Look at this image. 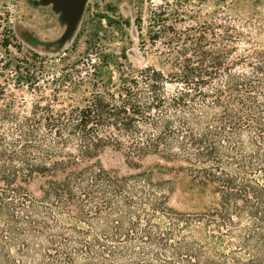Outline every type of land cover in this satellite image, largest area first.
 <instances>
[{"label": "trees", "instance_id": "16d2710c", "mask_svg": "<svg viewBox=\"0 0 264 264\" xmlns=\"http://www.w3.org/2000/svg\"><path fill=\"white\" fill-rule=\"evenodd\" d=\"M222 15L182 29L156 18L159 68L118 85L110 73L66 81L94 80L77 106L47 95L57 79L46 58L3 45L0 264H264L263 19L239 27ZM106 149L133 172L92 163ZM151 157L211 204L174 210L165 182L140 171Z\"/></svg>", "mask_w": 264, "mask_h": 264}, {"label": "rangeland", "instance_id": "374dc122", "mask_svg": "<svg viewBox=\"0 0 264 264\" xmlns=\"http://www.w3.org/2000/svg\"><path fill=\"white\" fill-rule=\"evenodd\" d=\"M223 13L239 27L258 24L256 20L262 17L264 27V0H85L78 20L70 27L38 0H0V59L8 55L3 49L6 43L21 45L22 54L9 48L15 57L29 56L30 52L46 58L50 62L49 81L57 79L48 86L47 95L55 90L60 103L82 105L81 99L92 91L94 80L84 85L66 81L106 78L110 73L118 85L120 79L128 80L146 67L159 68L165 38L154 41L156 18L182 29L204 22L219 25ZM259 38L264 41V33ZM0 85H4L1 76ZM8 90L23 95L28 106L33 101L25 89L16 91L9 86ZM94 162L118 175L133 172L123 153L111 149L104 150ZM158 163L167 169L157 170ZM140 164V171H152L155 180L165 182L174 210L198 213L211 204L210 193L193 185L185 173L171 170L174 165L153 157ZM41 184L43 181L37 180L29 189L37 194Z\"/></svg>", "mask_w": 264, "mask_h": 264}, {"label": "flooded vegetation", "instance_id": "af4514ba", "mask_svg": "<svg viewBox=\"0 0 264 264\" xmlns=\"http://www.w3.org/2000/svg\"><path fill=\"white\" fill-rule=\"evenodd\" d=\"M83 0H38L43 7H49L58 13L60 19L70 27L76 18ZM84 5L82 6L83 9Z\"/></svg>", "mask_w": 264, "mask_h": 264}, {"label": "water", "instance_id": "95a60500", "mask_svg": "<svg viewBox=\"0 0 264 264\" xmlns=\"http://www.w3.org/2000/svg\"><path fill=\"white\" fill-rule=\"evenodd\" d=\"M84 2H85V0L82 1L81 8L79 9V12L77 13L76 18H75L73 24L78 20L80 14H81L82 6L84 5Z\"/></svg>", "mask_w": 264, "mask_h": 264}]
</instances>
